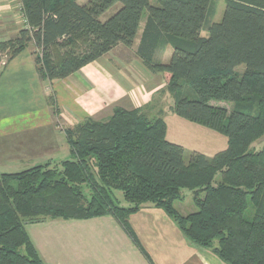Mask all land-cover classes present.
I'll return each instance as SVG.
<instances>
[{
  "label": "trees",
  "instance_id": "1",
  "mask_svg": "<svg viewBox=\"0 0 264 264\" xmlns=\"http://www.w3.org/2000/svg\"><path fill=\"white\" fill-rule=\"evenodd\" d=\"M21 1L28 26L0 40V67L34 43L40 79L66 78L119 44L132 47L146 12L137 54L166 76L169 109L226 135L228 146L211 157L187 151L167 139L163 112L151 119L116 107L106 121L78 122L65 131L73 159L0 173V264H45L26 224L46 219L112 215L142 249L129 217L144 204L226 264H264V146L252 147L264 136V0H225L212 23L213 0ZM168 46L169 61L157 59ZM48 103L60 113L54 92ZM183 189L193 195L188 213L176 208Z\"/></svg>",
  "mask_w": 264,
  "mask_h": 264
},
{
  "label": "crops",
  "instance_id": "2",
  "mask_svg": "<svg viewBox=\"0 0 264 264\" xmlns=\"http://www.w3.org/2000/svg\"><path fill=\"white\" fill-rule=\"evenodd\" d=\"M0 4L1 19L5 14L11 15L18 25L15 28L20 30L14 2L1 0ZM146 17L143 15L132 47L119 44L66 78L42 81L33 49L28 47L1 65L0 173L73 159L66 129L88 117L106 121L116 107L140 109L151 119L163 112L167 139L187 151L211 157L227 148L226 135L169 109L174 99L169 92H163L166 76L151 72L137 54ZM2 20L0 40L10 29ZM171 55L172 48L168 46L156 57L167 62ZM53 92L59 116L48 103ZM129 222L143 250L112 215L72 223V237L66 244L71 245L73 263L226 264L211 250L192 245L166 212L152 204H144L131 214Z\"/></svg>",
  "mask_w": 264,
  "mask_h": 264
},
{
  "label": "rangeland",
  "instance_id": "3",
  "mask_svg": "<svg viewBox=\"0 0 264 264\" xmlns=\"http://www.w3.org/2000/svg\"><path fill=\"white\" fill-rule=\"evenodd\" d=\"M153 3H155V0H153ZM211 6L212 9H214V11H213V15L208 18V22L212 23V22L220 21L226 8V1L213 0ZM120 7H121L120 3L115 4L105 13L106 17H109L112 14H114ZM145 14L146 12L144 13V15ZM3 17H5L3 18L4 20H2L1 17L0 20L5 21L6 23L5 28H10V29L5 30L6 32L3 33L2 38L8 40L16 36L19 30H17L18 28H15V25L17 24L14 21V19H12L13 17L11 15L5 14V16ZM207 34H208V30L206 29L202 30L203 36H206ZM29 48L33 49V52L37 51V47L34 45V43H32ZM1 65H3V63H1ZM242 69L243 67L240 68V70ZM212 104L215 106H225L229 110L232 108V103L226 101H222V102L212 101ZM263 146H264V136L258 139L252 145V147L255 150H261ZM85 190L87 191L88 189ZM117 195L118 196L121 195L120 197L123 205L128 204L123 199L122 193L120 191H117ZM192 196L193 195L190 190L183 189V197L176 202L177 204L176 208L179 209L182 213H188L187 212L189 211L188 208L193 207ZM252 209L253 208L251 205L249 208V212H252ZM77 221L79 220L78 219L65 220L58 218V219H46V221L44 222L26 224V229L29 233V236L32 242L34 243V245H36L35 247L38 249V252L42 260L44 259L43 261L46 264H74L72 259L73 251L71 245H67L66 243H70L72 237V230L70 228L71 224ZM91 238H93V236ZM77 264H81V263L77 262ZM85 264L87 263L85 262Z\"/></svg>",
  "mask_w": 264,
  "mask_h": 264
},
{
  "label": "built area",
  "instance_id": "4",
  "mask_svg": "<svg viewBox=\"0 0 264 264\" xmlns=\"http://www.w3.org/2000/svg\"><path fill=\"white\" fill-rule=\"evenodd\" d=\"M1 2V0H0ZM15 4L14 12L17 14V16L20 18V24L22 25L21 28L27 27V18L24 14V6L21 0H12ZM3 10L2 6L0 4V11ZM13 10V9H12ZM6 59L5 56L3 55V59L1 63H5Z\"/></svg>",
  "mask_w": 264,
  "mask_h": 264
}]
</instances>
